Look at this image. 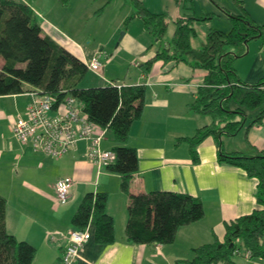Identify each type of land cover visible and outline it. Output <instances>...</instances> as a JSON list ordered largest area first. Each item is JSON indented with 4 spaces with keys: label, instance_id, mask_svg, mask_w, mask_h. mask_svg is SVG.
I'll list each match as a JSON object with an SVG mask.
<instances>
[{
    "label": "crops",
    "instance_id": "obj_1",
    "mask_svg": "<svg viewBox=\"0 0 264 264\" xmlns=\"http://www.w3.org/2000/svg\"><path fill=\"white\" fill-rule=\"evenodd\" d=\"M18 1L32 7L43 35L50 36L84 62L102 52V59L107 63L104 72L109 69V62L112 63L122 51L130 57L140 55L134 73L129 70L125 74L110 72L109 78L100 74L104 82L101 85L110 82L146 85L145 109L140 119L133 123L126 142L137 149L139 157V169L131 189L135 192L171 190L189 193L202 200L205 210L201 220L179 228L171 244L129 241L125 231L128 198L120 187L121 176L88 160L84 140L61 158L32 151L15 137L12 130L17 117L27 110L31 101L29 92L0 96V194L7 199L6 229L35 246L37 251L32 264H61L68 235L76 229L73 216L91 191L108 193L106 211L114 218L115 238L112 243H101L91 226L93 237L75 264H184V260L193 257L194 248L215 240L224 241L226 222L260 207L257 199L259 181L243 168L221 161L219 156L221 150L249 156L264 153V123L249 130H246V123L234 136H208L196 147L197 161L192 156L190 144L183 139L193 137L198 129L214 121L211 115L191 108L197 89L208 74L205 69L186 61L158 60L147 70H142L161 45L145 30L139 18L126 26L120 24L119 30L123 28L125 34L112 52L108 50L109 45L91 48L71 42L66 31L50 18L53 13L48 7L40 9L37 0ZM129 1L125 0L126 3ZM243 4L251 18L264 26V0H243ZM130 5L129 15L133 12ZM240 11L234 0H207L204 14L212 13L219 20L202 21L201 31L204 35L211 29L228 33L232 29L230 15H239ZM184 14L179 11L176 18ZM199 24H195L196 30ZM171 26L172 33L167 40L175 30L174 24ZM195 39V36L191 38V45L199 49L194 44ZM235 68L238 77L248 84L264 78V39H252L248 52L236 59ZM106 139L102 145L104 149L117 145L112 135L110 140ZM64 177L74 181L71 200L66 204H62L56 194V184ZM232 260V264H264V258L244 254L235 255ZM219 264L228 263L221 261Z\"/></svg>",
    "mask_w": 264,
    "mask_h": 264
},
{
    "label": "trees",
    "instance_id": "obj_2",
    "mask_svg": "<svg viewBox=\"0 0 264 264\" xmlns=\"http://www.w3.org/2000/svg\"><path fill=\"white\" fill-rule=\"evenodd\" d=\"M130 1L133 12L126 18L125 26L136 18L141 19L145 30L161 45L144 64L146 70L155 61L176 60L189 62L208 73L197 89L191 108L211 115L214 121L198 129L193 137L183 138L190 144L194 160L199 159L197 145L208 136H234L246 123V130L264 123V78L248 84L238 77L235 68L236 59L248 52L249 42L264 39V26L251 18L243 0H234L241 11L239 15H230L232 29L228 33L211 29L200 49L191 45V38L197 34L195 24L210 20L212 15H196L193 0H176L185 14L173 21L175 30L170 40H166L170 27L166 14L151 12L142 0ZM89 70L81 58L43 35L31 6L18 0H0V96L37 90L59 98L76 97L90 118L99 126L107 127L117 143L112 148L116 160L106 169L121 176L120 187L128 198L125 229L128 240L137 244H171L179 228L204 217L203 202L189 193L131 189L139 169V157L137 149L126 142L133 123L145 109L146 85L110 82L81 87ZM231 113H240L242 118L219 128L221 118ZM219 158L243 168L259 181L260 207L226 222L225 240L194 248L193 257L184 260V264H219L221 261L232 264L233 256L246 251H250L252 257L264 258V153L249 156L221 150ZM107 200L105 191L88 192L73 216L76 229L91 224L101 243H112L115 238V221L106 211ZM6 215L7 199L0 194V264H32L37 251L35 246L7 231ZM236 250L240 253L235 254Z\"/></svg>",
    "mask_w": 264,
    "mask_h": 264
},
{
    "label": "built area",
    "instance_id": "obj_3",
    "mask_svg": "<svg viewBox=\"0 0 264 264\" xmlns=\"http://www.w3.org/2000/svg\"><path fill=\"white\" fill-rule=\"evenodd\" d=\"M109 57H107L108 59ZM94 72L103 70L102 52L87 62ZM139 65V62L136 63ZM31 101L23 115L17 117L12 130L15 137L32 151L55 158H61L71 151L79 141L87 142L86 157L99 168L107 167L116 160L112 149H104L107 127L96 124L85 112L83 104L72 95L59 98L55 95L29 92ZM74 181L70 177L61 178L56 184V194L62 204L71 200ZM91 224L83 229H74L68 235L61 264H75L81 257L85 245L92 239ZM240 253L239 250L234 252ZM251 256L250 251L243 253Z\"/></svg>",
    "mask_w": 264,
    "mask_h": 264
},
{
    "label": "rangeland",
    "instance_id": "obj_4",
    "mask_svg": "<svg viewBox=\"0 0 264 264\" xmlns=\"http://www.w3.org/2000/svg\"><path fill=\"white\" fill-rule=\"evenodd\" d=\"M142 1L151 12L166 14L171 25L174 24L173 21L176 19L178 12L180 11L183 13L184 11L183 6L179 5L176 0ZM206 1L207 0H193L194 13H196V15H205L203 7ZM37 2L40 9H42L43 6H46L52 11L53 15L50 18L55 20L59 27L66 31L65 33L69 35L68 38H70L71 42L89 46L91 48L109 45L108 50L112 52L115 51V48L120 42L119 39L122 38V33L125 31L123 28L119 30V26L120 24H125V15L127 17L129 16L127 13H129L131 6L130 1L126 3L125 0H112L110 2L109 0H64L63 2L67 6L62 3V0H37ZM210 15H212V18L209 21H212L213 19L215 21L219 20L217 17H214L212 13H210ZM198 23L200 24L198 25L199 28L196 30L197 34L195 35L196 39L194 40V44L200 49L203 46V43L207 40V35H204L201 31V22ZM217 24L221 25V21H218ZM171 33L172 26L166 34V40L169 39ZM115 37L116 40H114ZM201 38L203 39V42L201 41ZM107 40L109 42L106 43ZM112 40L114 41L110 44ZM139 56L130 57V55H127V53L122 51L112 63L109 62V69L107 71L105 70L104 72V70H100L94 72L89 70L80 86L93 87L104 84L100 74L104 76L107 75L106 77L109 78L110 72H122L123 74H125L127 70H129L130 73L136 72V69H138L136 63L141 58ZM102 62L106 66V60L102 59ZM144 68L145 66L142 67V70ZM114 79L119 81V79ZM240 118H242L240 113H231V115L222 117L221 120H223V122H219L217 126L223 128L225 124L231 120H239ZM106 137V140H110L111 133L109 130H107Z\"/></svg>",
    "mask_w": 264,
    "mask_h": 264
},
{
    "label": "water",
    "instance_id": "obj_5",
    "mask_svg": "<svg viewBox=\"0 0 264 264\" xmlns=\"http://www.w3.org/2000/svg\"><path fill=\"white\" fill-rule=\"evenodd\" d=\"M124 34H125V32L122 33V37H123Z\"/></svg>",
    "mask_w": 264,
    "mask_h": 264
}]
</instances>
